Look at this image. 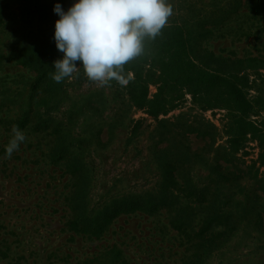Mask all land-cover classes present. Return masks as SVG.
<instances>
[{"label": "rangeland", "instance_id": "rangeland-1", "mask_svg": "<svg viewBox=\"0 0 264 264\" xmlns=\"http://www.w3.org/2000/svg\"><path fill=\"white\" fill-rule=\"evenodd\" d=\"M73 2L0 0V264H264V0H169L164 26L241 79L254 135L186 91L146 114L131 72L56 83L53 7ZM14 127L26 139L9 157Z\"/></svg>", "mask_w": 264, "mask_h": 264}, {"label": "clouds", "instance_id": "clouds-1", "mask_svg": "<svg viewBox=\"0 0 264 264\" xmlns=\"http://www.w3.org/2000/svg\"><path fill=\"white\" fill-rule=\"evenodd\" d=\"M53 11L59 16L53 38L63 55L53 62L51 78L60 83L82 66L89 80L103 86L125 82L124 65L144 54L146 41L161 33L173 8L169 0H74L67 10L55 3ZM25 139L14 127L5 154L10 157Z\"/></svg>", "mask_w": 264, "mask_h": 264}, {"label": "trees", "instance_id": "trees-1", "mask_svg": "<svg viewBox=\"0 0 264 264\" xmlns=\"http://www.w3.org/2000/svg\"><path fill=\"white\" fill-rule=\"evenodd\" d=\"M257 4L258 1L249 5L253 8ZM185 37L178 29L163 27L155 39L146 41L143 55L124 65L123 72L133 74L127 87L131 104L155 117L173 109L179 103L182 91H186L203 107L221 105L227 108L242 127H249L252 131L250 133L254 135L256 130L252 123L245 119L249 102L241 88V79L201 66L198 60L189 54ZM147 66L148 70H145ZM154 67L158 73L154 82L156 92L149 98L148 73ZM246 131L235 133L231 141H234L237 135L248 134ZM260 136L263 137L264 134Z\"/></svg>", "mask_w": 264, "mask_h": 264}]
</instances>
